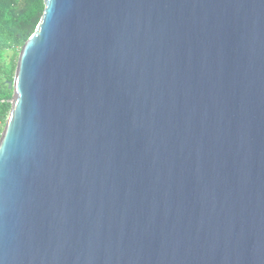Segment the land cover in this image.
<instances>
[{
	"label": "water",
	"instance_id": "water-1",
	"mask_svg": "<svg viewBox=\"0 0 264 264\" xmlns=\"http://www.w3.org/2000/svg\"><path fill=\"white\" fill-rule=\"evenodd\" d=\"M43 2L0 264H264V0Z\"/></svg>",
	"mask_w": 264,
	"mask_h": 264
},
{
	"label": "trees",
	"instance_id": "trees-1",
	"mask_svg": "<svg viewBox=\"0 0 264 264\" xmlns=\"http://www.w3.org/2000/svg\"><path fill=\"white\" fill-rule=\"evenodd\" d=\"M43 8V0H0V136L11 107L19 52Z\"/></svg>",
	"mask_w": 264,
	"mask_h": 264
}]
</instances>
